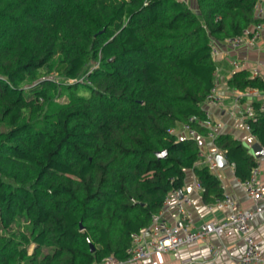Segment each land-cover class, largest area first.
<instances>
[{
    "label": "trees",
    "instance_id": "obj_1",
    "mask_svg": "<svg viewBox=\"0 0 264 264\" xmlns=\"http://www.w3.org/2000/svg\"><path fill=\"white\" fill-rule=\"evenodd\" d=\"M193 1L197 12L180 0H0V264L124 260L188 171L205 204L223 197L196 165L197 142L169 130L205 119L211 43L257 24L260 0ZM228 85L264 89L246 71ZM252 107L246 123L264 145V111ZM213 143L247 180L246 147L228 134Z\"/></svg>",
    "mask_w": 264,
    "mask_h": 264
},
{
    "label": "built area",
    "instance_id": "obj_2",
    "mask_svg": "<svg viewBox=\"0 0 264 264\" xmlns=\"http://www.w3.org/2000/svg\"><path fill=\"white\" fill-rule=\"evenodd\" d=\"M186 2L187 0H180ZM264 0H260L254 12L255 19L259 20L257 24L245 29L241 35L225 40V43L232 49L237 50L245 47L254 46L255 42L264 34V19L262 6ZM220 56V51L216 41L211 43V58L214 61ZM233 67L238 69L240 65L233 62ZM251 78H258L264 83V72L256 69L250 71ZM87 84L90 82L87 78H83ZM264 92V89L262 90ZM260 90L250 89L247 91H236V101L243 98L257 96ZM222 98L219 96L216 83L207 93L202 103L205 119L199 122L195 116H191L186 122L180 124L181 131L186 138L197 140L199 133L192 127V124L198 122L207 129L206 137L212 142L219 135V131L223 125L221 122L213 121L210 108L215 105H221ZM260 111H264V104L260 103ZM256 114L252 107V101L246 103L243 111L244 129L246 132H251L250 126L246 123L247 120H255ZM171 134H175V129L169 130ZM264 153V145H262ZM215 153H206L199 148L196 162L197 166H205L214 173L217 168ZM259 166L252 168L247 180L239 182L240 187L245 196L254 202H259L263 199L261 183L258 179ZM195 187L199 191L201 188L195 179ZM174 202L175 212L180 217V225H170L163 217L164 210L171 202ZM190 204L189 197L179 198L178 191H170L164 198L163 206L151 217L147 227L140 229L132 234L130 246L126 250V258L117 260L113 256H108L102 259L97 264H136L137 262L150 258L152 254L163 252H178L181 248L195 244L198 240H204L210 235L216 236L218 239H224L228 236L227 230L235 228L244 245V251L239 259L238 264H264V251H260L257 241L251 234L250 224L256 216L264 212V208L255 205L249 209H243L230 197L223 195L221 199H216L214 202L207 205L208 210L226 211V217L216 223H201L195 225L193 223L190 212L187 207Z\"/></svg>",
    "mask_w": 264,
    "mask_h": 264
},
{
    "label": "crops",
    "instance_id": "obj_3",
    "mask_svg": "<svg viewBox=\"0 0 264 264\" xmlns=\"http://www.w3.org/2000/svg\"><path fill=\"white\" fill-rule=\"evenodd\" d=\"M262 11L263 17L261 19H264V4ZM217 45L220 56L214 60L216 66L215 83L222 103L209 109L211 117L213 121L221 122L223 125L219 135L228 134L240 141L246 147L247 152L254 157L252 148L259 142L251 132H246L244 129L243 111L246 103L250 101L264 104V92L260 91L257 96L236 101V91L229 87L228 81L238 71H246L249 76L253 69L264 72V34L252 47L232 50L225 41L217 42ZM233 62L238 63L240 67L235 69ZM175 136L178 140L186 139L180 125L175 128ZM195 141L198 147L206 153H215L217 150L214 143L205 135L199 134V138ZM217 152V155L223 156L218 150ZM254 159L256 166H259L258 179L263 193V199L259 202H254L245 196L240 187V181L234 176L232 165L228 164L223 168L218 167L213 173L220 182L223 195L233 199L243 209H249L255 205L264 208V155L260 158L254 157ZM180 194L190 199L187 209L195 225L216 223L226 217V211L207 209L208 204L202 201L201 191L195 187V177L192 171L187 172ZM174 207L172 201L164 210L163 217L168 224L179 226L180 217L176 214ZM250 229L260 251H264V212L255 217L250 224ZM227 234L228 236L224 239L210 235L204 240H198L193 245L181 248L176 253H155L150 258L136 264H238L244 251V245L235 228H229Z\"/></svg>",
    "mask_w": 264,
    "mask_h": 264
},
{
    "label": "water",
    "instance_id": "obj_4",
    "mask_svg": "<svg viewBox=\"0 0 264 264\" xmlns=\"http://www.w3.org/2000/svg\"><path fill=\"white\" fill-rule=\"evenodd\" d=\"M252 149H253L254 157L255 158H260V157H262L264 155L263 150H262V147H261L260 144H258V143L255 144ZM156 156H157L158 159H163L166 156V152L165 151L158 152L156 154ZM215 160H216L217 165H218L219 168H223V167H225V166L228 165V162L221 155H216L215 156ZM181 197H182V195L179 192V198H181ZM90 252L91 253L94 252V247L92 245H90Z\"/></svg>",
    "mask_w": 264,
    "mask_h": 264
},
{
    "label": "rangeland",
    "instance_id": "obj_5",
    "mask_svg": "<svg viewBox=\"0 0 264 264\" xmlns=\"http://www.w3.org/2000/svg\"><path fill=\"white\" fill-rule=\"evenodd\" d=\"M186 3H188V6H189L194 12H197V10H196V5H195L196 3H194L193 0H187ZM97 65H98V63L95 64V66H97ZM80 93H81L82 95H87V94H88V92H87L86 90H83V91H81ZM57 101H58V102H64V101H65V98H60V99H58ZM32 247H33V246H30V247H29V250H28L29 252H31Z\"/></svg>",
    "mask_w": 264,
    "mask_h": 264
}]
</instances>
